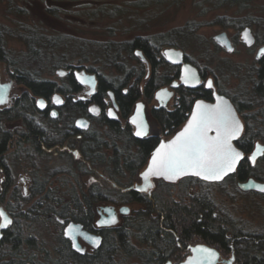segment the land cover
<instances>
[{
    "label": "flooded vegetation",
    "instance_id": "af4514ba",
    "mask_svg": "<svg viewBox=\"0 0 264 264\" xmlns=\"http://www.w3.org/2000/svg\"><path fill=\"white\" fill-rule=\"evenodd\" d=\"M244 27H249L254 37V43L250 46H247L241 39V31ZM193 28L196 29L197 25H194ZM193 28H190L189 30L194 31ZM222 31L225 32L227 38L231 42V50H228L225 45L220 44L215 38V35ZM238 31L239 33L236 34L237 39L246 47L249 48L258 42L257 35L254 34L250 25L245 24L239 26ZM183 35L185 36L188 34L184 32ZM135 37L145 36L135 35L130 39L118 40L115 42H126ZM146 38L148 39L151 54L149 53L147 55L142 48H133V54L136 56V61L140 60V63L143 64V70H141V72L144 73V76L149 77L152 74L154 76L164 75V71L168 69L169 65L174 67L176 75L168 84L158 87L161 88L166 86L173 91L167 104H159L158 100H155L154 93L158 88L153 92L152 99L150 100L153 104L150 108L143 99H137L144 102V110L149 122V131L147 135L143 137L154 133V131H152L153 123L150 119L152 117V107L164 106L169 108L170 101H172L173 105L177 101L178 87L182 86L183 88L195 90L192 105L198 99L212 102L215 100L217 94L224 95L232 103L242 126L239 135L232 139L235 147L242 151V158L237 162L235 171L227 174L221 180L207 181L196 176L184 177H192L195 178L196 181L200 180L213 183L229 178V181L226 183L235 186L238 191L244 194L258 196L264 200V192H261L259 189H242L238 186V181H245L249 178L261 182V186H264V148L260 149L254 160L250 159V154L255 149L256 143L264 146V99L261 104L252 103L249 100H246V98H256L254 95L247 96L252 89L250 87L243 88V86H237L234 88L233 84L229 86L230 77L220 73L222 68H219L220 70L217 73L215 71L213 72V70L209 69L206 65L197 64L181 48L175 47L172 44H165L164 42H159L158 44L153 43L148 37ZM234 40H236V37H234ZM212 41L216 48L220 50H225L230 53L234 51V41L225 30H220L213 34ZM261 45H264V42ZM167 47H172L181 51L182 59L180 62L175 63L171 61V58H167L163 54V49ZM120 53L124 58L125 53L122 51H120ZM137 53H139V55H137ZM262 54H264V52H261L256 59L260 58ZM154 60L159 64L156 67L153 65ZM1 62H3V60H0V85L2 83H10V86L6 102L0 103V208L5 211L11 223L6 227L0 228V244L3 238L8 240L18 238L20 240V246L17 247V254H19V257L26 260L23 264H57L58 261L61 263L65 262L72 264L75 252L81 255L94 254L102 242V229L118 224L122 216L127 214L130 210L127 213H120L118 208L123 204L116 206L115 203L99 201L94 205V215L91 218L90 223H87V220H84V218L81 217V220L75 219L73 215V205L76 202L84 203V200L82 199L74 200L73 198V189L77 191V189L74 188L77 185H74L73 182H69L67 179H64L62 182L60 181V183L50 182V177L56 173L72 175V167H74V169L75 167L81 168L83 165L88 164V162H85L82 158L79 146L83 139H87V133L96 129L95 124L97 126L101 125L102 128H106V123L100 122L104 121L105 117L115 119L121 123V125H124L125 122L128 121L134 135V125L128 119L133 106L127 113L126 117H124L112 90L115 105L112 104L108 95L109 90L107 91V96L102 105L91 102L90 96L95 90L91 94H87L85 92L87 87L80 84L77 80L76 81L81 87L76 91L63 93L54 90L48 97L41 95L31 96L29 95L30 91L27 89L25 83L17 81V74L14 71H10L8 72L9 74L3 75L4 72L1 70ZM186 63H189L195 68V80H189L187 82L188 85L179 83L175 87L172 86L171 82L175 79L179 82L180 75L185 73L182 69V65ZM227 63L228 59L222 58L221 66H224V68L227 69ZM65 68L62 69L66 70V72L60 76L65 75L66 77L72 74L76 79L74 71L84 70L87 73H93L95 75L97 85V75L96 71L93 70L94 68L90 66L76 67L72 65L66 66ZM135 72H137L135 69L129 72L131 73V77H136ZM52 81L55 83V87L60 85L57 81ZM209 81L212 82L211 88L207 86ZM16 83L21 86L17 95L15 94ZM26 94L33 99V103H31L32 105H30L28 110L25 103ZM68 98L69 100L67 101ZM38 99L43 101V107L40 106V101H38ZM57 100L61 102L57 103ZM74 100H80L82 103L79 111H76V113H74L72 109L73 102L71 101ZM91 109H96V111H91ZM109 111L114 115H110ZM53 112L56 113L55 116L52 115ZM149 115H151V117ZM185 120L178 127L183 125ZM78 122H82L86 127H82ZM173 132L167 135V137ZM210 133H212V131H210ZM167 137L160 136V140ZM248 142L251 143V147L246 150ZM58 156L64 160V164L58 165V163L55 162V160L58 159ZM44 157L50 160L47 162H52L53 165L50 164L51 166H47L44 164L46 166L44 167L40 160V158ZM74 158L79 159L76 160ZM241 160L243 161V166L248 165L250 168L246 173V177L242 179L238 176V169H240L239 163ZM145 163L139 169V172L143 169ZM41 168L45 170L41 171ZM184 177H181L176 181L181 180ZM155 179L161 178H152V185ZM91 184L93 183L87 184L82 188L87 189ZM105 205L114 206L117 213V221L114 224L97 225L96 222L99 217L102 214H105L101 208ZM42 220L48 222L46 223V228H50V240L43 237L44 234L41 231V228L43 227ZM228 221L238 225V222H235L232 217H229ZM1 222L2 218H0V223ZM72 222L79 223L82 229L98 235L99 243L92 245L78 236L77 240L79 241L82 250L74 248L71 239L66 235V228L68 224ZM241 232L257 233L261 235L263 242L261 255L263 256L262 260H264V231H251L244 228ZM227 236H230V233H228ZM195 243H205L217 250L218 258L215 264H241L232 241L227 245L228 250H224L217 245L208 244L204 241L189 243L187 244L186 250L183 252V257L181 259L167 258L163 264L167 260H170L173 263L182 260L189 253L188 246ZM5 251L10 252V249L5 248ZM26 255H29V257H25ZM8 259L10 258L8 257Z\"/></svg>",
    "mask_w": 264,
    "mask_h": 264
},
{
    "label": "trees",
    "instance_id": "16d2710c",
    "mask_svg": "<svg viewBox=\"0 0 264 264\" xmlns=\"http://www.w3.org/2000/svg\"><path fill=\"white\" fill-rule=\"evenodd\" d=\"M51 1L60 2L61 0ZM249 2L250 0H218V5L245 7ZM226 24L237 25V29L245 24L250 25L247 21L240 22V24H237V21ZM188 27H192L190 22L176 30L177 32L173 31L175 34L171 33V35H181L182 29V34L183 32L189 33L190 28ZM24 30L25 32L19 33V35L26 49L24 53L15 57L11 55L6 46L8 29L0 25V60L6 61L7 65L12 67V71L17 74V81L24 82L29 89V95L48 97L54 90L63 93L78 90L81 86L72 74L64 77L63 82L55 87V83L51 79L42 76L40 66L30 67L31 62L38 61V64L41 65L42 58L48 56V50L51 51L53 46H56L57 43L60 44V38L46 37L33 28ZM84 44L78 42L77 46L81 49L86 48ZM103 44L99 43L98 46L107 53L108 64L113 65L117 73L105 74L100 68L93 69L96 71L97 85L95 92L90 96L91 102L102 105L107 91L112 90L123 116L126 117L137 99L143 97L150 101L155 89L168 84L175 78L176 72L172 65L168 66L164 75L154 76L152 74L145 77L141 72L143 64L140 63V60H137L139 70L135 66L125 63V56L123 58L120 51L135 60L134 47L144 49L147 55L150 53L151 49L146 37H135L121 43L107 41ZM156 62V60L153 62L155 67L159 65ZM60 64H62L61 60L56 61V65ZM133 69L137 71L135 72L136 77H131V73H129ZM237 75L241 80L239 86L245 84L252 89L247 96L254 95L256 97L246 98V100L261 104L264 99V54L255 59L244 71L239 70ZM194 92L193 89L180 86L177 90V101L171 108L152 107L151 115L159 132L154 131L149 136L137 138L133 135L128 121L121 125L117 120L105 117L104 121L100 122L106 123V128L103 130L96 128L88 132L87 139L81 141L79 151L82 158L89 165L100 167L110 184H91L87 189L82 188L80 193L73 189L74 200H84V203L76 202L73 205L74 218L80 219L81 217L90 223L94 215V205L99 201L115 204L138 203L140 206L124 214L115 226L102 229V242L94 254L81 255L75 252L72 264H133L129 263L132 259H136L135 264H163L167 258L181 259L187 244L194 238L217 245L224 250H228L227 245L232 241L241 264H264L261 255V249H263L261 235L242 233V226L236 225L228 219L225 220L223 212L215 211L214 201L210 196L203 193L195 194L186 203H183L132 187V181L151 150L159 142L160 136L169 135L188 116ZM29 95L26 94L25 100L27 110L33 103V99ZM71 102H73L72 109L76 113L82 103L80 100ZM250 147L251 143L248 142L246 150ZM242 162L241 160L240 169H238V176L241 179L246 177V173L250 169L248 165L243 166ZM72 168L71 173L75 176L74 167ZM81 168L83 171H87L85 165ZM182 179L196 181L192 177ZM225 181L228 182L229 178L223 180V182ZM159 182L169 187V182L162 179H159ZM228 233L230 236H227ZM134 241L142 247L134 248ZM19 246L18 238L10 240L3 238L0 244V264H23L26 260L17 254ZM5 248H9L10 252L5 251ZM25 257H29V255ZM57 264L70 263L58 261Z\"/></svg>",
    "mask_w": 264,
    "mask_h": 264
},
{
    "label": "rangeland",
    "instance_id": "374dc122",
    "mask_svg": "<svg viewBox=\"0 0 264 264\" xmlns=\"http://www.w3.org/2000/svg\"><path fill=\"white\" fill-rule=\"evenodd\" d=\"M218 4V0H61L60 2L0 0V25L8 29L6 46L11 55L15 57L24 53L26 49L19 35L25 32L24 29L33 28L46 37H59L60 44L57 43L51 51L48 50V56L42 58L41 65L38 61L30 63V67L40 66L43 77L58 83L63 82L65 75H58L56 69L71 65L92 66L100 68L105 74H116L114 66L108 64L106 57L109 56L101 50L98 44L141 35L148 37L153 43H171L181 48L197 64L206 65L213 72L217 73L219 68H222L220 73L228 75L230 77L229 86L233 84L235 88L241 81L237 75L239 70L244 71L253 63L256 59L257 48L264 42V0H250L245 7ZM233 21H237V24L249 22L254 34L257 35L258 42L249 48L246 47L237 39L236 34L239 33L237 25L226 24ZM188 22L192 27L197 25V28H193L194 31H189L185 36L182 34L183 29L181 35H173L175 34L173 31L177 32L176 30L183 28ZM220 30H225L234 41L232 53L220 50L214 45L212 35ZM78 42L85 43L86 48L78 47ZM124 56L127 65L135 66L139 70L135 59L125 54ZM222 58L228 59L227 69L221 66ZM60 60L62 64L56 65V61ZM1 70L4 72L3 75H7L12 71V67H9L6 61L1 62ZM20 87L16 83V95ZM246 87L244 84L243 88ZM141 99L148 104L149 108L152 106V101L143 97ZM171 107L172 101L169 102V108ZM150 119L153 123L152 131L159 132L154 119L152 117ZM95 128L103 130L96 124ZM40 160L44 167L52 164V162H47L50 160L45 157ZM55 162L58 165L64 164L60 156ZM85 167L87 171L75 167L76 177L66 173H56L50 177V182L60 183L67 179L77 185L74 187L77 193H80L83 186L90 183L110 184L100 167L89 164ZM43 170L45 169L41 168V171ZM140 181L137 173L132 185ZM169 183L167 187L159 182V179H155L153 185L145 192L155 193L156 196H166L183 203H186L191 196L203 193L212 198L215 211L223 212L225 220L232 217L242 228L264 231V200L262 198L244 194L226 181L213 183L182 179ZM115 205L119 206V204ZM127 205L130 211L140 206L138 203H127ZM46 223H48L46 220H42L41 231L44 234H42L43 237L50 240V228H46ZM200 241L202 240L194 238L190 243ZM133 246L134 248L142 247L136 241L133 242ZM135 260L132 259L129 263L135 264Z\"/></svg>",
    "mask_w": 264,
    "mask_h": 264
},
{
    "label": "snow or ice",
    "instance_id": "6c2138e0",
    "mask_svg": "<svg viewBox=\"0 0 264 264\" xmlns=\"http://www.w3.org/2000/svg\"><path fill=\"white\" fill-rule=\"evenodd\" d=\"M245 39H247V33H245ZM184 71L185 76L183 79L186 83L194 79L193 70L185 67ZM207 86L211 88L212 82L209 81ZM4 87L0 85V103L6 102L3 93ZM157 95L159 97L161 94L158 93ZM217 100L218 103L211 107L204 105L202 102H197L196 111L185 129L173 141L168 144L162 143L160 148L153 154L149 167L142 173L145 181H148L149 177L152 176H163L166 179L173 180L189 172L196 176H202L205 180H221L229 172L235 171V165L242 158V155L233 148L231 141L239 135L242 126L235 118L227 102L222 97H218ZM60 102L57 100V103ZM39 103L41 107L44 106L43 101ZM91 111H96V109H91ZM52 115L55 116L56 113L53 112ZM78 123L82 127H86L82 122ZM133 123H137L135 118ZM213 127L216 130V136L209 137L207 133ZM135 134L137 136L145 134V126L142 120L137 124ZM257 151H260L259 145H257ZM250 159L254 160L255 155ZM257 187L261 192H264V186L257 185ZM0 218H3L0 228L11 223L2 210H0ZM114 222V216L111 219L100 221L101 224ZM66 234L71 235L70 232ZM71 238L73 247H77L75 237L72 236ZM94 242L99 243L98 240ZM194 251L206 254L200 264H209V258L215 259L217 256V253L211 249L198 248ZM188 264H192V261L189 260Z\"/></svg>",
    "mask_w": 264,
    "mask_h": 264
},
{
    "label": "water",
    "instance_id": "95a60500",
    "mask_svg": "<svg viewBox=\"0 0 264 264\" xmlns=\"http://www.w3.org/2000/svg\"><path fill=\"white\" fill-rule=\"evenodd\" d=\"M245 33H247V39H245ZM215 38L217 39V41L220 44L225 45V47L228 50L232 49L231 42L227 38L225 32L222 31V32L218 33L217 35H215ZM241 39L244 41V43L247 46H250V45H252L254 43V37H253V35H252L251 30H250L249 27H244L242 29V31H241ZM262 50H264V45H261L257 49V51H256V57H258L261 54ZM163 54L167 58H171V61H173L175 63L180 62L181 59H182L181 51L179 49H175V48H172V47L164 48L163 49ZM185 67H187V68H189V69H191V70L194 71V79H191V80H195V78H196V70H195V68L192 65H190L189 63H186V64H183L182 65V69L183 70H185ZM65 72H66V70H64L62 68H57L56 69V73L58 75H61V73L64 74ZM74 73H75L76 80L80 84H83V85H85L87 87V89L85 90V92L87 94H91L92 92H94L95 86H96V78H95V75L93 73H87L84 70H81V71L75 70ZM184 74L183 75H180L179 82H178V80L175 79V80H173L171 82V85L174 86V87L177 86L179 83L188 85V83H186L184 81V79H183V77L185 76ZM1 85L2 86H5L4 89H3V93H4V95L6 97V100H7V93H8V89H9L10 83H2ZM158 93L161 94L159 97L157 95ZM172 93H173L172 90H170L166 86H164V87L158 88L155 91L154 98H155V100H158L159 104L165 105V104H167V101L169 100V98L172 96ZM108 95L110 97V100H111L112 104L115 105V100L113 98V94H112V91L111 90L108 91ZM218 97H222L223 100L227 102V105L231 108V110H232L235 118L240 123L239 117L237 116V113H236V111H235L232 103L224 95L217 94L216 97H215V100L212 101V102H208V101H205L203 99L196 100L193 103V105L191 107V110L189 112V115L186 118L184 124L181 125L180 127H178L169 137H167L165 139H161L157 143V145L152 149L151 153L149 154V156L147 158V161H146L143 169L139 172V177H140L141 181H140V183H135L132 186L134 189L140 190V191H146L147 189H149L152 186V178H161L164 181L174 182L177 179H179L181 177H184V176H196V175L192 174L191 172H189L188 174H185V175L180 176V177H178L176 179H173V180L166 179L163 176H160V177L152 176V177H149V180L148 181H145L144 178H143L142 173H144L147 170V168L149 167V165L151 163V160H152L153 154L156 152V150L158 148H160L161 144L162 143L163 144H168L170 141H173L185 129V127L188 125L189 121L192 119L193 113L196 111V104H197V102L198 101L199 102H202L204 105H207V106H210L211 107V106H214V105H216L218 103V100H217ZM38 101H41V99H38ZM141 105H142V107H140ZM109 114L110 115H114L111 111H109ZM134 118L136 119L137 123H133V119ZM128 119L134 125V135L135 136H137L135 134L136 131H137V124L141 120L143 121V124L145 126V134L142 135V136H137V137H143V136L147 135V133L149 131V122H148V119L146 117V113H145V110H144V102L142 100H137L134 103L133 109H132L131 113L129 114ZM240 125H241V123H240ZM210 131H212V133H210ZM210 131L207 133V135L209 137L216 136V130H215L214 127ZM231 144H232L233 148H235L242 155V151L240 149H238L237 147H235V145L233 144L232 141H231ZM257 145L260 146V149L264 148V146H262L261 144L256 143L255 149L251 152L250 157H252L253 155L256 156L258 154ZM229 173H231V172H229ZM196 177L203 179L202 176H196ZM203 180H205V179H203ZM207 181H216V180H207ZM257 185L261 186L262 183L259 182V181H257V180H254L253 178H249V179H247L245 181H238V186L240 188H242V189H250V188L259 189L257 187ZM101 208L103 209V211L105 212V214H102L99 217V219L96 222L97 225H109V224H101L100 221L101 220L111 219L113 216L115 217V222L117 221V213H116L113 205H105V206H102ZM0 210H2V209L0 208ZM118 210H119L120 213H127L129 211V207H128V205L123 204V205L119 206ZM3 212L5 213V211H3ZM5 215L7 216L6 213H5ZM1 223H3V218H2V222ZM114 223H111V224H114ZM69 232L71 233V235H68V234H66V235L71 239L72 244H73V240H72L71 237L72 236L75 237V243H76L77 247H74V248H76V249L82 250L81 249V246H80V243L77 240V237L78 236H80L81 238H83L85 241L91 243L92 245H96L97 243H95L94 241L95 240H99V236L98 235H95L93 233L88 232L85 229H82L81 228V225L79 223H73V222L72 223H69L68 226H67V228H66V233H69ZM188 248H189V253L182 260H179L177 263H173L170 260H167L164 264H188L189 260L192 261V264H200V261L205 258V255L206 254L201 253V252H198V251H194V249H198V248L211 249L215 253H217V256H216L215 259L209 258V264H215L216 261H217V258H218V252H217V250L215 248H213V247L205 244V243H195V244H191V245L188 246Z\"/></svg>",
    "mask_w": 264,
    "mask_h": 264
}]
</instances>
